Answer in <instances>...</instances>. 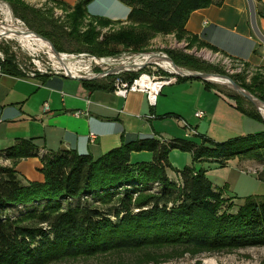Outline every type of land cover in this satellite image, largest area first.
I'll return each mask as SVG.
<instances>
[{"label":"trees","instance_id":"16d2710c","mask_svg":"<svg viewBox=\"0 0 264 264\" xmlns=\"http://www.w3.org/2000/svg\"><path fill=\"white\" fill-rule=\"evenodd\" d=\"M6 1L14 16L57 51L64 50L63 40H71L75 51L109 55L121 48L140 51L155 34L172 30L177 38L186 36L205 46L185 29V23L192 11L223 0H121L131 8L127 24L103 33L92 23L107 26L111 24L107 19H90L87 29L79 31L87 0H79L56 29L38 9L20 0ZM44 23L55 33L43 29ZM170 53L178 66L219 72L191 55ZM0 66L9 74H21L9 58L0 60ZM187 79L195 78L178 76L177 82ZM85 83L91 88L111 85L94 79ZM237 83L264 101V69L255 72L250 82L242 78ZM236 98L244 101L236 102L237 109L262 120L250 101ZM174 149L190 153L191 164L172 166L169 153ZM133 152H148L150 157L133 160ZM29 157H39L43 181L23 180L15 170L19 159ZM235 157L264 164V129L223 141L205 135L199 142L121 137L119 146L97 157L70 148L45 150L31 139H17L0 151L2 160H11V165L0 164V264H45L61 257L167 245L207 249L264 245V194L234 197L239 200L234 202L223 195L225 184L214 186L205 169L194 166L195 162L222 166ZM12 209L18 214H11Z\"/></svg>","mask_w":264,"mask_h":264},{"label":"crops","instance_id":"0c3cea01","mask_svg":"<svg viewBox=\"0 0 264 264\" xmlns=\"http://www.w3.org/2000/svg\"><path fill=\"white\" fill-rule=\"evenodd\" d=\"M57 1L73 7L79 0ZM253 1L257 26L264 34V0ZM130 9L121 0H87L86 18L125 23ZM185 29L205 43V47L249 68L264 69V43L251 29L246 0H223L220 5L196 9L189 14ZM85 82L61 73L26 76L1 69L0 151L24 138L41 149L70 148L97 157L119 146L121 137H180L199 142L200 135H205L223 141L252 133L256 128L253 121L264 126L260 111L262 120L248 116L211 82L207 86L208 81L201 79L163 86L154 106L148 104L143 93L129 92L121 97L114 94L112 85L91 88ZM196 111H203V116L196 117ZM149 157L148 152L131 154L132 159ZM169 160L174 167L181 168L191 164V154L174 149ZM245 162L235 157L222 166L197 163L214 186L225 184L223 195L234 198L246 196L237 193L240 176L235 175L244 172L241 167ZM4 164L11 165V160H5ZM40 166L39 157L22 158L16 162L15 170L23 180L43 181Z\"/></svg>","mask_w":264,"mask_h":264},{"label":"rangeland","instance_id":"374dc122","mask_svg":"<svg viewBox=\"0 0 264 264\" xmlns=\"http://www.w3.org/2000/svg\"><path fill=\"white\" fill-rule=\"evenodd\" d=\"M20 1L38 9L42 16L52 19L54 21V24L57 26L55 27V29L58 28V25L63 24L66 19L65 16L73 11V7H62L52 0ZM89 20L90 19L86 18L84 20V23L79 26L80 32H83L87 29L86 24L89 22ZM8 21H11L12 23H16L17 21V23L21 24L26 29L30 30L33 33H36L23 20L14 16L12 7L8 1L0 0V31L3 30V23H7ZM92 24L96 26L97 30L103 33L111 30H117L118 27L125 26L127 22H111V24L102 27L97 25L95 22H93ZM41 27L48 31L55 30L51 28V25L45 23L41 24ZM65 29L69 30L70 27L67 25L65 26ZM53 32L55 33V31ZM63 45L64 50L59 51V53L78 56V58L67 60L70 61L68 63V68H73V71L76 70L77 73L100 72L104 67L103 65L94 64V62L89 57L81 55L89 54L97 57H104L119 55L127 51L134 53H163L170 59V52H178L191 55L197 60L203 62V64H207L209 67L211 66L213 68H217V70L219 71L210 73H220L228 75L236 83L237 80H242V78L245 83H248L250 82L251 76L255 72H259V70L249 68L245 63H242L240 61L236 62L235 60H232L229 65L225 61L224 56H222V54L218 53L217 51L205 47L197 41H192L186 36L177 38L175 30H172L166 34H155L148 41L147 45L144 46V48L140 51H134L131 48H121L118 52L113 54L97 55L86 50L75 51L74 49L76 48V43L71 40H63ZM4 58H9L11 60V63L15 65L16 70L20 73H33L34 76L50 74L49 71H52L53 62L57 64V62L50 57V54H48V50L45 47L36 44L29 45L26 42L19 40L18 38L0 35V60H3ZM81 63H83L84 65ZM179 67H182L186 70H193L183 66ZM39 70H44L47 72H40ZM105 81L109 82V79ZM211 83L223 95L231 99L235 104L236 102H244L242 101V99L237 100L236 96L241 95L233 90L228 83ZM241 97L243 98V96ZM243 105H245L246 107H250V105H248L247 103ZM253 123L255 124L256 128H254L252 132H258L264 129V126L260 123V121H253ZM173 165L174 164L172 163V166ZM194 166L196 168H199L200 164L195 162ZM241 170L244 172L241 174H239L238 172L235 173V175L240 176L239 182L236 187L237 190L240 191V193H237L239 195L264 194V164L258 163V161H255L253 159H246V162L244 163V166L241 167ZM170 174L172 176L174 175V173L172 172H170ZM10 212L13 215H17L19 211H14V209H12L10 210ZM203 262L207 264H264V245L224 249H207L193 245H167L162 247H144L133 250H115L110 252L98 253L91 256L79 255L71 257H61L45 264H200Z\"/></svg>","mask_w":264,"mask_h":264},{"label":"built area","instance_id":"2783aa9c","mask_svg":"<svg viewBox=\"0 0 264 264\" xmlns=\"http://www.w3.org/2000/svg\"><path fill=\"white\" fill-rule=\"evenodd\" d=\"M153 52H123L119 55L97 57L89 54L81 55L89 57L94 64L103 65V69L100 72L90 73H77L71 71L70 68H59V66L53 62L52 71L49 73H61L65 76L68 74L72 78L85 77L87 80L91 79H109V83L112 85V90L117 96L125 97L129 92H140L146 97L149 105L154 106L157 96L161 92V89L165 85L173 84L177 82L178 75L167 69L161 63L164 62L161 59L152 57ZM162 54L163 53H157ZM225 61L230 65L231 59L226 55H222ZM238 62V60H235ZM115 69L110 72L109 70ZM1 71V67H0ZM40 72H47L39 70ZM69 71V73L67 72ZM26 76H34L33 73H25ZM96 77V78H95ZM196 117L203 116V111H196L194 113ZM94 135L91 134V138ZM5 160L0 158V164H4ZM200 264H207L205 262Z\"/></svg>","mask_w":264,"mask_h":264},{"label":"water","instance_id":"95a60500","mask_svg":"<svg viewBox=\"0 0 264 264\" xmlns=\"http://www.w3.org/2000/svg\"><path fill=\"white\" fill-rule=\"evenodd\" d=\"M246 2H247V6H248L249 22H250L251 29H252L253 33L255 34V36L261 42L264 43V34L259 30V28L257 26V22H256V13H255L254 1L253 0H246ZM34 34L37 37L43 39L44 41H47L50 44L51 50H52L53 54L55 55V57L58 60H61L60 56H59V51H57L54 48L52 43L47 38H45V37H43V36H41L39 34H36V33H34ZM152 56L155 57V58H158V59H163V60L169 61L175 67V69H177L178 72L176 74L178 76H181V77H189V78L201 79V80L208 81V82H212V81H210L208 79L209 76H211V75L219 77V78L225 80L226 83H228L230 85V87L233 90H235L238 94H240L241 96L246 98L248 101H250L253 104V106L258 111H260V107L261 106H264V101L263 100L259 99L258 97L254 96L253 94H251L250 92H248L247 90L242 88L239 84H237L235 81H233V79L231 77H229L228 75L220 74V73H210V72H203V71H195V70H189L187 72H183L182 70H180V67L178 65H176L168 56H165V55H162V54H152ZM114 70L115 69H111L109 71L112 72ZM67 72L69 73V71H67ZM67 76L71 77L69 74ZM78 79L87 80L85 77H79Z\"/></svg>","mask_w":264,"mask_h":264},{"label":"bare ground","instance_id":"6f19581e","mask_svg":"<svg viewBox=\"0 0 264 264\" xmlns=\"http://www.w3.org/2000/svg\"><path fill=\"white\" fill-rule=\"evenodd\" d=\"M8 20V19H7ZM16 20V19H15ZM3 30L2 31H0V35H5V36H8V37H15V38H18L19 40H21V41H24V42H26L27 44H29V45H33V44H36V45H39V46H42V47H45L47 50H48V54H50V57L51 58H53L56 62H57V65H59V68H62V67H64V68H68V63L70 62V61H67L68 59H72V58H78V56H75V55H70V54H66V53H59V56H60V59L62 60H58L56 57H55V55L53 54V52H52V50H51V46H50V44L47 42V41H44L43 39H41V38H39V39H41V40H39L37 37H35L36 35L34 34V33H32L30 30H28V29H26L25 27H23L21 24H19V23H17V21H16V23L14 22V23H12L11 21L9 22H7V23H3ZM27 31V32H26ZM30 32V33H29ZM35 36H34V35ZM46 44H45V43ZM41 45H40V44ZM151 59H153V56L152 57H150V58H148V60H151ZM162 61H164V62H162L161 64L163 65V66H166L167 67V69H169L171 72H174V73H177L178 71H177V69H175V67L169 62V61H167V60H163V59H161ZM80 62V61H79ZM77 63V62H76ZM81 64H83V63H81ZM84 65V64H83ZM79 66V65H78ZM1 67V66H0ZM73 67V66H72ZM83 67H85V66H83ZM71 69V71H73V68H70ZM84 69V68H83ZM180 70H182L183 72H187V71H189V70H186V69H184V68H182V67H180ZM76 71V70H75ZM210 81H212V82H220V83H223V84H225L226 83V81L225 80H223V79H221V78H219V77H216V76H213V75H211V76H209V78H208ZM260 112L262 113V115L264 116V106H261L260 107Z\"/></svg>","mask_w":264,"mask_h":264}]
</instances>
